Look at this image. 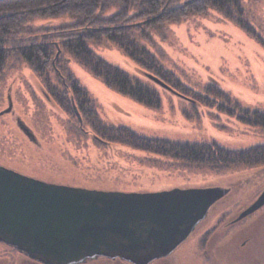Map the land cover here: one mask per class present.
<instances>
[{"label":"rangeland","instance_id":"rangeland-1","mask_svg":"<svg viewBox=\"0 0 264 264\" xmlns=\"http://www.w3.org/2000/svg\"><path fill=\"white\" fill-rule=\"evenodd\" d=\"M240 1L242 18L259 41L212 8L189 12L179 22H165L157 31L149 30L150 40L139 41L188 86L201 91L214 82L241 107L264 110V0ZM106 12L110 17L115 9ZM70 21L69 16L39 18L30 25L42 28ZM88 46L107 62L150 83L145 72L109 41H89ZM6 67L0 79V161L17 165L30 177L88 190L150 193L227 188L185 241L150 264H264V205L235 221L264 189V163L217 171L100 140L87 125L74 127V118L83 121L76 106L73 110L80 119L49 100L26 63L9 57ZM68 67L108 125H123L145 137L216 143L233 150L264 144V130L245 124L236 113L189 103L151 83L161 106L149 108L107 88L72 58ZM24 128L31 131V137ZM0 264L44 263L0 242ZM78 264L131 263L100 256Z\"/></svg>","mask_w":264,"mask_h":264},{"label":"trees","instance_id":"trees-1","mask_svg":"<svg viewBox=\"0 0 264 264\" xmlns=\"http://www.w3.org/2000/svg\"><path fill=\"white\" fill-rule=\"evenodd\" d=\"M2 0L0 1V79L7 60L14 57L26 63L42 83L45 95L74 118L73 105L81 115L77 127L88 126L100 140L130 146L184 163L212 170L256 166L264 163V144L242 149H227L216 143H189L141 136L130 128L108 125L98 116L94 100L68 67L69 59L86 69L103 84L139 104L157 109L161 98L153 81L130 75L95 53L88 42L109 41L137 64L166 84L171 92L189 103L216 106L220 112L238 114L245 124L264 130V110H250L211 82L201 91L188 86L166 68L155 54L139 41L149 39L165 22L212 8L233 20L255 40L259 36L242 18L240 0ZM114 8L112 16L106 11ZM69 16L70 22L58 26L32 27L39 18ZM105 16V17H104ZM143 20L141 22H138ZM114 24V25H113ZM148 32V33H147ZM53 75V77H51ZM157 85V84H156ZM159 86V85H158ZM74 113V114H73ZM78 128V127H77ZM76 128V130H77ZM79 130V129H78Z\"/></svg>","mask_w":264,"mask_h":264},{"label":"water","instance_id":"water-1","mask_svg":"<svg viewBox=\"0 0 264 264\" xmlns=\"http://www.w3.org/2000/svg\"><path fill=\"white\" fill-rule=\"evenodd\" d=\"M146 77L171 91L157 77ZM227 191L224 187L150 193L88 190L0 165V242L44 264H78L100 256L148 264L183 242ZM263 205L264 189L235 221Z\"/></svg>","mask_w":264,"mask_h":264},{"label":"flooded vegetation","instance_id":"flooded-vegetation-1","mask_svg":"<svg viewBox=\"0 0 264 264\" xmlns=\"http://www.w3.org/2000/svg\"><path fill=\"white\" fill-rule=\"evenodd\" d=\"M24 130L27 132V134L31 137L32 135H31V131L28 129V128H24ZM0 165L1 166H3V167H5V168H8V169H11V170H13V171H16V172H19V173H22V172H20L21 170L19 169V167L17 166V165H15V164H10V163H5L4 161H0ZM22 174H24V173H22ZM187 239V238H186ZM185 239V240H186ZM184 240V241H185ZM182 243V242H181ZM180 243V244H181ZM162 258H165V256L164 257H161V258H158V259H155V260H152L150 263H152V262H154V261H156V260H159V259H162ZM116 259V258H115ZM119 259V258H118ZM127 262V261H126ZM150 263H148V264H150Z\"/></svg>","mask_w":264,"mask_h":264}]
</instances>
